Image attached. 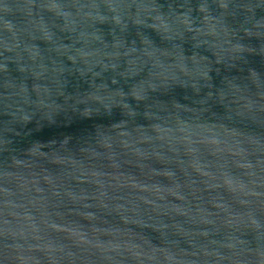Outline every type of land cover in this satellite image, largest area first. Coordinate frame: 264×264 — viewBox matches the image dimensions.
Listing matches in <instances>:
<instances>
[{"label":"water","instance_id":"obj_1","mask_svg":"<svg viewBox=\"0 0 264 264\" xmlns=\"http://www.w3.org/2000/svg\"><path fill=\"white\" fill-rule=\"evenodd\" d=\"M0 264H264V0H0Z\"/></svg>","mask_w":264,"mask_h":264}]
</instances>
